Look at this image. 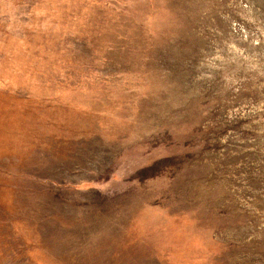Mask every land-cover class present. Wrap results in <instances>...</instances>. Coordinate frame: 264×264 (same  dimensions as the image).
<instances>
[{
	"label": "rangeland",
	"instance_id": "1",
	"mask_svg": "<svg viewBox=\"0 0 264 264\" xmlns=\"http://www.w3.org/2000/svg\"><path fill=\"white\" fill-rule=\"evenodd\" d=\"M0 264H264V0H0Z\"/></svg>",
	"mask_w": 264,
	"mask_h": 264
}]
</instances>
